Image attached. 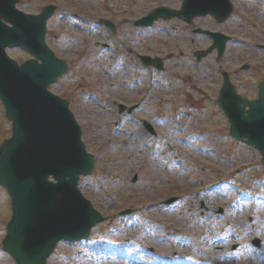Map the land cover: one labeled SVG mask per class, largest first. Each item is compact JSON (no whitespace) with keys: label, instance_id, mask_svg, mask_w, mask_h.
Segmentation results:
<instances>
[{"label":"rangeland","instance_id":"obj_1","mask_svg":"<svg viewBox=\"0 0 264 264\" xmlns=\"http://www.w3.org/2000/svg\"><path fill=\"white\" fill-rule=\"evenodd\" d=\"M233 2L223 23L207 15L193 24L232 35L221 63L239 92L254 98L264 79V0ZM47 4L58 8L46 42L69 63L49 88L69 100L95 155L79 188L105 220L87 240L60 241L46 264H264V165L255 148L230 136L216 106V51L195 55L211 37L179 18L134 25L182 0H19L17 7L37 14ZM6 50L18 63L31 57L20 46ZM140 55L161 59L163 68L145 66ZM135 101L141 105L131 114L119 112V102ZM11 129L0 101V143ZM125 209L135 211L120 215ZM11 213L0 186V264H16L2 248Z\"/></svg>","mask_w":264,"mask_h":264},{"label":"water","instance_id":"obj_2","mask_svg":"<svg viewBox=\"0 0 264 264\" xmlns=\"http://www.w3.org/2000/svg\"><path fill=\"white\" fill-rule=\"evenodd\" d=\"M17 2L0 0V99L12 120V134L0 145V184L12 203L2 244L17 264H46L59 241L87 238L104 216L78 187L80 176L93 171L94 155L86 150L69 101L48 88L68 67L45 41L47 20L56 6L49 4L32 14L18 9ZM232 9L230 0H183L180 9L158 6L134 24L149 27L159 18L175 17L192 23L207 14L224 21ZM105 23L114 27L108 20ZM197 31L214 38L208 52L217 48L220 57L230 36ZM9 46H22L34 57L19 64L7 54ZM196 55L200 58L203 53ZM141 59L163 68L159 58L141 55ZM219 103L229 119L230 134L257 148L264 163V80L258 84L257 98L250 100L237 93L224 72Z\"/></svg>","mask_w":264,"mask_h":264},{"label":"flooded vegetation","instance_id":"obj_3","mask_svg":"<svg viewBox=\"0 0 264 264\" xmlns=\"http://www.w3.org/2000/svg\"><path fill=\"white\" fill-rule=\"evenodd\" d=\"M186 24L188 25V26H190V28H191V30H194L195 29V26H194V24H190V23H187L186 22ZM232 41H234L233 39H231V41L230 42H232ZM211 43H213V40L211 41ZM216 55V54H215ZM204 56V55H203ZM206 56H208V55H206ZM205 56V57H206ZM224 56V55H223ZM222 58L223 57H221V58H218L217 57V55L215 56V60H216V62L218 63V67H217V69H218V73L220 74V78H222V80H221V85H222V83H223V75H222V70L224 69V67H223V65H222V63H221V61H222ZM231 75V74H230ZM231 77V76H230ZM232 82L233 83H235V81L234 80H232ZM136 83L137 84H135V85H138V79H136ZM221 85L219 86V88H218V91H217V96H216V106L219 108V105H218V96H219V90H220V87H221ZM235 85L237 86V88H238V85L235 83ZM256 88H257V86H256ZM119 103H121V102H119ZM126 105H128V104H126ZM141 104H139L138 102H132L131 104H129L128 106H135V109L134 110H136V109H138L139 108V106H140ZM220 109V108H219ZM221 110V109H220ZM121 113V112H120ZM145 123V122H144Z\"/></svg>","mask_w":264,"mask_h":264},{"label":"bare ground","instance_id":"obj_4","mask_svg":"<svg viewBox=\"0 0 264 264\" xmlns=\"http://www.w3.org/2000/svg\"><path fill=\"white\" fill-rule=\"evenodd\" d=\"M136 263V262H135Z\"/></svg>","mask_w":264,"mask_h":264}]
</instances>
